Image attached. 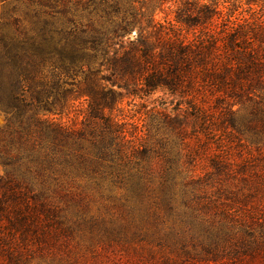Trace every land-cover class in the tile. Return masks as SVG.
<instances>
[{"label": "trees", "instance_id": "16d2710c", "mask_svg": "<svg viewBox=\"0 0 264 264\" xmlns=\"http://www.w3.org/2000/svg\"><path fill=\"white\" fill-rule=\"evenodd\" d=\"M153 1L0 0V264H195L264 226V14Z\"/></svg>", "mask_w": 264, "mask_h": 264}, {"label": "rangeland", "instance_id": "374dc122", "mask_svg": "<svg viewBox=\"0 0 264 264\" xmlns=\"http://www.w3.org/2000/svg\"><path fill=\"white\" fill-rule=\"evenodd\" d=\"M144 1H147V4L152 5L153 7L157 5L153 0ZM175 1L176 3H179L181 0ZM216 2L220 10H225V8L228 7L229 10H231L238 18H249L252 14L255 16L256 13L258 14L261 12L264 14V3L247 5L245 0H216ZM161 9L162 10H158V8H155L156 20L162 21L165 15L166 19L171 20L174 16L176 4H174V2L163 4ZM174 100V97L171 96L166 90L157 89L145 97L124 98L119 107L125 121L137 127L141 122V117L144 110H149L153 107L159 109L162 107V105L170 110L174 106ZM75 106L82 108L81 112H83L85 107L84 103H82V106L78 103L75 104ZM71 116L72 114H70L68 118H64L63 121L67 122ZM80 118L81 116L78 117L76 121L78 122ZM2 124L3 118L0 115V126ZM227 146L229 152L232 155L231 159L236 162H240L241 160L250 156H253V158L257 156L255 146L251 145V143L246 140L238 141L235 139L227 142ZM4 172V169L0 165V176L4 175ZM261 201H264V196L261 198ZM91 213H96L95 208H91ZM260 221L261 220H258V222ZM253 230L255 231L254 236L251 238H246L245 245L243 247L239 244L236 245L231 241L225 250L222 251L221 247L217 249L220 251V255L216 260H202L195 264H264V226H255ZM84 244L86 246L88 245L87 243ZM81 251L89 250H86V247L81 245ZM79 255L80 254L69 256L71 264L87 263L91 259V256L88 253L86 254L87 258L85 259L80 258ZM35 261L39 264H45V261Z\"/></svg>", "mask_w": 264, "mask_h": 264}]
</instances>
